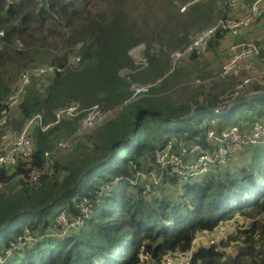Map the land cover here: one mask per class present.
<instances>
[{"label": "trees", "instance_id": "trees-1", "mask_svg": "<svg viewBox=\"0 0 264 264\" xmlns=\"http://www.w3.org/2000/svg\"><path fill=\"white\" fill-rule=\"evenodd\" d=\"M127 1L0 0V119L9 110L7 98L17 79L41 61L61 70L42 80L31 75L34 81L17 105L18 126L35 113L50 121L58 108L75 103L83 109L118 106L109 121L85 136L74 134L82 139L74 158L65 163L51 158L52 171L36 181H24L19 172L42 166L52 133L63 121L45 131L34 128L31 159L19 160L7 173L0 171L7 182L0 189L2 264H141V252L160 264L172 252L189 249L199 232L221 223L230 225L226 238L195 247L190 264H264V140L242 158L239 152L237 161L234 157V162L214 166L180 186L165 172L152 193H142V180L132 184L137 170L151 169L147 160L153 161L170 138L202 144L206 128L219 132L238 121L246 126L248 114L264 115V85L253 82L235 96L231 86V102L221 115L212 112L225 101L220 95L204 93L198 101L200 88L189 95V102L178 103L159 95L162 82L147 95L123 103L130 82L119 72L132 68L128 51L145 39L133 28ZM261 6V17L246 29L264 21V0ZM223 9L227 11V3ZM223 36L217 31L207 50L217 49ZM249 40L264 46L261 35ZM259 50L264 55V47ZM144 55L153 61L151 42ZM132 77L133 82L143 80L139 73ZM76 122L66 121L71 131ZM83 200L86 214L78 207ZM57 212L78 220L68 234L56 225ZM239 216L244 221L232 220ZM26 234L32 239L22 244L19 239ZM232 243L237 250L229 254L225 247Z\"/></svg>", "mask_w": 264, "mask_h": 264}, {"label": "built area", "instance_id": "built-area-1", "mask_svg": "<svg viewBox=\"0 0 264 264\" xmlns=\"http://www.w3.org/2000/svg\"><path fill=\"white\" fill-rule=\"evenodd\" d=\"M229 4L235 6L238 0H228ZM183 10V8H182ZM263 8L260 0L255 1L250 7L249 13L241 19H221L214 25L201 30L192 41L181 50L174 51L171 57L186 58L191 55L200 56L206 52L208 43L217 31L226 33H233L238 31V34L249 27L251 23L259 19L262 15ZM2 32V31H1ZM0 32V35L2 34ZM143 45H138L131 50L133 57L138 58V64L146 66L147 61L139 56ZM230 55H232L222 66L223 76H230L233 73H243L241 81L236 88L247 87L253 82L259 85H264V68H256L254 59L259 58L260 50L256 43L252 41H243V43L232 44L228 48ZM130 56V54H129ZM44 67L37 66L31 70L24 71L20 75L18 85L15 87L12 94L9 96V101L19 103L21 98L26 93V89L31 82V75L43 76L54 71H60L61 68L54 65H43ZM143 66V67H144ZM42 67V68H41ZM131 68H123L119 74L121 77L130 82L129 91L130 95L125 102H131L145 96L151 89L150 84L134 83L131 81V73L124 74V70ZM221 71V70H220ZM237 94V91L235 92ZM227 101H224L221 107L213 109L216 115L223 114V109H226ZM98 105H92L87 108H81L79 103L71 104L66 107L58 108L54 117L50 121H45L44 116L40 113L30 116L26 127L22 129L17 135L14 136L12 142H7L6 134L1 136L2 141L5 143L0 150V169H11L20 161H29L33 154L32 139L29 135V126L40 128L41 131L48 130L49 128L61 123L65 119H72L80 116V122L77 125L74 134H82L83 132L96 128L109 121L111 113L114 111L112 108L101 111ZM111 111V113H110ZM6 117L0 119V125L5 124ZM28 127V128H27ZM1 134L3 129H0ZM264 140V117H260L251 122L250 126L246 128L240 125H231L221 131L215 128H206L204 131V143L190 142L185 143L176 137L170 138L163 149L155 152L154 160L149 161L148 164L154 166L153 169L146 171V175L140 173L138 170L137 175L142 179V193L148 194L152 188L158 185L161 177L165 172L171 177L176 179L178 185H182L186 181L198 177L208 172L214 166H224L228 164L235 155L244 148L255 146ZM68 145V139H60L56 143V148L62 149ZM50 151L44 152V161L41 167L30 168L22 178L26 182L36 181L41 175L49 172L50 164L48 158ZM148 161V160H147ZM134 169V165H132ZM19 176V175H18ZM9 182V180H8ZM135 182L133 179L132 183ZM6 181L0 178V189L5 187ZM79 210L85 214L88 205L83 200L79 204ZM264 219V212L262 214ZM73 221L78 223V220L65 215L63 212L56 216L55 223L60 226L61 231L64 226L72 224ZM74 226V225H73ZM72 226V227H73ZM229 228L228 224H219L212 230H203L199 232L192 241L189 249L184 251H174L161 264H190L192 256L197 246H207L216 243L219 239L226 238V232ZM32 237L27 235L23 239H19L22 244L24 240H31ZM16 246V245H15ZM141 264H152L151 256L148 252H141L139 254ZM3 258L0 256V264Z\"/></svg>", "mask_w": 264, "mask_h": 264}, {"label": "rangeland", "instance_id": "rangeland-1", "mask_svg": "<svg viewBox=\"0 0 264 264\" xmlns=\"http://www.w3.org/2000/svg\"><path fill=\"white\" fill-rule=\"evenodd\" d=\"M194 1L195 0H128L127 1L126 13L129 15V18L132 21L133 28L139 35L143 36L145 39L141 40L137 45L133 46L128 51V54H130V57L133 61V66L130 70H124L123 73L124 74L131 73V81L133 78L132 76H134L136 73H139L143 80L141 82H134V83L150 84L151 87H153L154 85L156 86L159 82L165 83L166 87L164 89L162 88L158 92L159 95L160 96L168 95V97L174 99V101L178 103L187 102V101L189 102L190 100L189 95L197 94V92L200 91V88H202L203 93L200 96H198L197 98L198 101L202 100L204 93L205 94L214 93L216 95H220L221 96L220 99L222 100L225 99V101L228 102L227 104H230L231 102V100H229L230 96H228L227 93L231 92L230 90L231 86L233 87V90H235V92L236 90L240 91L241 88L243 89V87L238 89L236 88V86H238L244 74L240 72L237 74L236 73L229 74L230 76H225V77L223 76L222 66L232 56L230 55L229 49L225 51L218 50L222 48L220 47L214 50L213 49L207 50L206 53H203L200 56L194 55L195 58L188 61L184 58L171 57L174 54L173 53L174 51L181 50L185 46H187L192 41V39L201 30L204 29V28L201 29L202 26H205L212 22L213 23L216 22L217 19H220V14L221 16H223V13H225V10L223 9L225 0H201V2H197V3H194ZM240 1L242 5H244L245 0H240ZM254 2H252V4ZM245 16L246 15H240V16L229 15L224 19H241ZM256 26H259V24H255V25L253 24L249 30L250 31L256 30ZM223 32L225 31H222L220 33ZM244 32L245 31H242L241 33L238 34V31H233L234 34L230 33L229 35L231 36L228 35V38L231 41L233 40L234 42L233 44L243 43L241 41H238L237 39L240 37V35H243ZM1 33L3 34V32ZM259 36L260 35H256V33H254V35L250 38L252 39L253 37L256 38ZM148 42H151V51L155 55L153 61L151 62L149 61L148 57L144 55V50L147 47ZM138 45H143L139 53V56L143 57L147 61L146 66L143 65L144 67L143 66L140 67V65L138 64V58L133 57L131 54V50ZM258 47H264V46L260 45ZM215 50H218L219 52H215ZM261 55L259 56L260 58H262ZM262 56L264 60V55ZM254 60H255L254 65L256 68L258 67L264 68V62L263 64H261V66H257L256 59ZM260 62H262V60H260ZM39 63L41 64L42 67H44L43 65L47 64L48 62L41 61L36 64ZM44 76L45 75H43V77L40 76L41 80L44 78ZM19 80L20 78L17 79V83L15 87L18 85ZM33 81L34 78L32 79L31 83ZM170 88L173 89L169 93H166V89H170ZM41 91L42 90H40V92ZM235 92L232 94L233 96L237 95L235 94ZM246 95H244L243 97H245ZM7 104L9 105L8 107L9 110L2 115L6 117V122L5 124L0 125V129H3L1 136L6 134L7 142H12L14 136L17 135L22 129L26 127V124L30 118L24 119L21 122L22 125L18 126L19 124V111L17 108L18 103L16 104V102L14 101L10 102L8 96ZM221 104L222 102H220L219 104L220 106L218 107H221L222 106ZM117 107L118 106H114V108L112 109L115 110ZM100 108L101 111L108 110L102 107ZM226 111L227 108L223 109L224 113ZM112 114L113 111L111 113V116ZM256 114H257L256 112L248 114L250 120L248 121L246 120V122H244L243 124H249L252 120L264 116V115L256 116ZM208 116L209 114L206 112V117ZM72 119H77L76 124L78 125L81 117L78 116ZM72 119H66V121ZM66 121L63 120V124L57 127L52 133V138H51L52 146L48 150L50 151V155L48 158L49 164L51 158L52 160L56 159L61 163H65L69 159H73L75 156L74 153L75 149L78 146L79 142L82 141L81 138L73 136V132L75 130L71 131ZM239 122L240 121L232 125H237ZM32 128L33 126H29L28 129L29 135L34 130ZM90 130L83 132V136L88 134ZM1 136H0V150L2 149V146L5 144L2 141ZM60 139H68V145L65 148L62 149L56 148V143ZM253 147L254 146L244 148L243 150H241L242 152L239 151L241 152L239 154V156L241 155L240 158L244 157L247 153L246 151L253 149ZM237 154L235 155L234 158L235 161H237L238 159V158L236 159ZM147 166H150L151 169L154 168V166L151 164H147ZM51 171H52V167L50 165L49 172ZM138 171L146 175V171L144 170H138ZM25 176L26 174L19 172L20 178H25ZM134 180L135 182H133L132 184H136V182L142 179H140V176L136 174ZM14 181L15 179L14 180L12 179L11 182L14 183ZM154 188H152L151 192L149 193H152ZM87 212H88V207L85 214ZM60 213L62 212H57L55 215L57 216ZM232 220L234 222L244 221V219L241 216H239V218L234 217ZM232 220L229 221L231 222V224H232ZM76 225H77L76 221H73L72 224L64 226L61 234L63 235L68 234L73 230L72 228L76 227ZM234 228H236V226ZM225 248H226V252L229 254L236 253L237 250L236 244L233 243L230 244L229 246H226Z\"/></svg>", "mask_w": 264, "mask_h": 264}, {"label": "crops", "instance_id": "crops-1", "mask_svg": "<svg viewBox=\"0 0 264 264\" xmlns=\"http://www.w3.org/2000/svg\"><path fill=\"white\" fill-rule=\"evenodd\" d=\"M255 1H257V0H255ZM196 2H201V0H195L194 3H196ZM225 3H227L228 9H227V11H225L226 14H225L224 17L220 15V19H223V18H225V17H227L229 15H231V16L247 15L249 13V11H250V7L252 6V3L249 4V3H245V2H244V5H242V3H241L240 0H238L237 4L235 6L230 5L228 0H225ZM260 3H261V0H260ZM220 19H217V21L220 20ZM217 21L214 22V23L212 22V23H209V24H207L205 26H202L201 29L206 28V27H209L211 25H214L215 23H217ZM258 24H259V26H256V30H252V31L247 30V29L243 30L245 32L243 33V35H240V37L237 40L238 41L249 40V38L252 37L254 35V33H256V35H261V36L264 37V21L263 22H260ZM222 34L224 35L222 37L223 39H222L220 45L217 46V48L222 47L221 49H218V50L225 51V50H228L229 46L233 44L232 43L233 40L232 41L229 40V38H228L229 33L223 32ZM229 36H231V35H229ZM218 50H217V52H219ZM206 52H207V50H206ZM260 60H262V62H260ZM263 62H264L263 58H260L259 57L258 59H256V65L257 66H261V64H263ZM165 87H166V85H165V83H163L162 84V88L164 89ZM172 89L173 88L166 89V93H169ZM262 117H264V116H262ZM250 124H251V122L249 124H247L245 127L248 128L250 126ZM242 126H244V125H242ZM73 135H74V132H73ZM0 136H1V131H0ZM9 170H11V169H6L7 172ZM0 171H5V170L0 169ZM6 171H5V173H7Z\"/></svg>", "mask_w": 264, "mask_h": 264}, {"label": "water", "instance_id": "water-1", "mask_svg": "<svg viewBox=\"0 0 264 264\" xmlns=\"http://www.w3.org/2000/svg\"><path fill=\"white\" fill-rule=\"evenodd\" d=\"M262 92V91H261ZM260 92H255V93H250V94H247L245 97L243 98H247V97H250V96H253V95H256V94H259Z\"/></svg>", "mask_w": 264, "mask_h": 264}]
</instances>
